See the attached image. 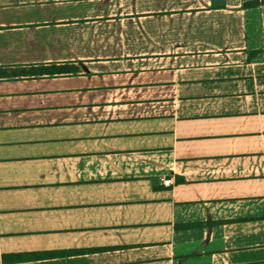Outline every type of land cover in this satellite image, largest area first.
I'll list each match as a JSON object with an SVG mask.
<instances>
[{"label":"crops","instance_id":"crops-1","mask_svg":"<svg viewBox=\"0 0 264 264\" xmlns=\"http://www.w3.org/2000/svg\"><path fill=\"white\" fill-rule=\"evenodd\" d=\"M251 1L0 0V264H264Z\"/></svg>","mask_w":264,"mask_h":264},{"label":"trees","instance_id":"trees-1","mask_svg":"<svg viewBox=\"0 0 264 264\" xmlns=\"http://www.w3.org/2000/svg\"><path fill=\"white\" fill-rule=\"evenodd\" d=\"M258 3H264V0H260V1H256V0H254V1H251V2H249V3H246V5H256V4H258Z\"/></svg>","mask_w":264,"mask_h":264},{"label":"built area","instance_id":"built-area-1","mask_svg":"<svg viewBox=\"0 0 264 264\" xmlns=\"http://www.w3.org/2000/svg\"><path fill=\"white\" fill-rule=\"evenodd\" d=\"M161 182H162L163 184H167V183L169 182V179H168V178H163V179L161 180Z\"/></svg>","mask_w":264,"mask_h":264}]
</instances>
